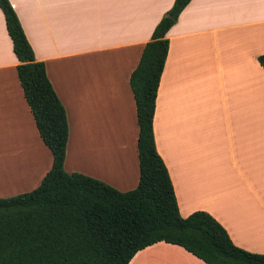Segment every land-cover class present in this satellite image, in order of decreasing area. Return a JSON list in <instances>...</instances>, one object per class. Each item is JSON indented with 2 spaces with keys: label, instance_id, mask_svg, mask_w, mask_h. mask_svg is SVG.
Returning a JSON list of instances; mask_svg holds the SVG:
<instances>
[{
  "label": "crops",
  "instance_id": "0c3cea01",
  "mask_svg": "<svg viewBox=\"0 0 264 264\" xmlns=\"http://www.w3.org/2000/svg\"><path fill=\"white\" fill-rule=\"evenodd\" d=\"M67 116V172L120 191L139 180L129 76L174 0H10ZM153 132L185 217L210 213L264 252V0H190L168 30ZM0 10V197L35 188L52 163L20 85ZM4 176V177H3ZM128 264H207L156 242Z\"/></svg>",
  "mask_w": 264,
  "mask_h": 264
},
{
  "label": "trees",
  "instance_id": "16d2710c",
  "mask_svg": "<svg viewBox=\"0 0 264 264\" xmlns=\"http://www.w3.org/2000/svg\"><path fill=\"white\" fill-rule=\"evenodd\" d=\"M190 0H174L144 44L129 76L138 124L139 180L120 191L64 169L69 127L65 108L35 58L10 0H0L18 59L17 76L52 163L30 191L0 197V264H128L139 250L164 241L207 264H264V252L235 245L208 212L181 216L168 169L157 151L153 116L168 52V30ZM264 67V54L258 56Z\"/></svg>",
  "mask_w": 264,
  "mask_h": 264
},
{
  "label": "rangeland",
  "instance_id": "374dc122",
  "mask_svg": "<svg viewBox=\"0 0 264 264\" xmlns=\"http://www.w3.org/2000/svg\"><path fill=\"white\" fill-rule=\"evenodd\" d=\"M1 160V159H0ZM4 177V176H3Z\"/></svg>",
  "mask_w": 264,
  "mask_h": 264
}]
</instances>
